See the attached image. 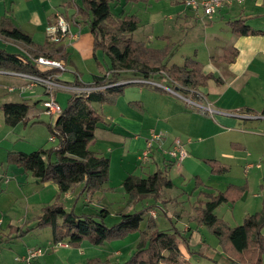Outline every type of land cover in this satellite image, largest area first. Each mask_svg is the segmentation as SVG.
<instances>
[{"label": "crops", "instance_id": "obj_1", "mask_svg": "<svg viewBox=\"0 0 264 264\" xmlns=\"http://www.w3.org/2000/svg\"><path fill=\"white\" fill-rule=\"evenodd\" d=\"M7 1L9 2V5L7 4ZM21 1L24 4H28V6L22 8L16 6L13 7L14 2L15 4H21ZM32 1L34 0H0V21H4L5 25L11 24L23 31L31 38L32 42L35 45L42 46L47 53L52 52L58 47L63 48L62 51L65 52V55L59 61L65 65L66 70L64 72H68L69 75L66 76L65 73H58L59 79L67 84L74 83L77 78H79V80L81 81V73L78 71L77 65L74 64L71 59L70 50H73L76 53H85L83 54V56H88L93 51L94 53L92 54V56L94 55L95 58V52L100 51H94V36L91 31L90 33H83L82 26L84 23H82L80 20L77 21V19H74L78 7L81 5V2L79 3V5L75 6V10L71 12V16L69 17L67 11L62 12L61 10L57 9L60 0H46L45 2L40 1L43 5H47L50 11L44 14L43 12L41 14H38L35 11L31 10V8L33 7L31 5ZM73 1L74 0H69L68 3H73ZM172 1L174 3L184 4L183 0ZM235 2H237V4L232 3L231 5H225L215 11L220 15V17L222 14L225 15V17L222 18L226 19L225 23L229 31L228 42L222 47H216V49H214V54L210 55L209 60L206 62L196 59L195 55L189 56L193 57L197 62H199V64L201 65V72L205 76H210L209 80H212L216 85H224L225 82H227L228 84L225 89L224 87L214 86L212 87V92H210V88L208 87V80L206 86L197 88L198 92L204 95V99L202 100V102H199L200 104L211 105V103H213L211 105L212 108H214L213 105H216V107L214 108V110H216V113H214V116L211 117L214 118V124L211 123V118L205 116L206 114L192 109L188 105L186 97H177L167 93L163 88L156 89L149 85L134 83L126 84L122 88V94L114 101L113 104H106V108L101 107V111L103 112V115L105 117V123L100 124L95 130L94 139L90 143L92 146L90 147V149L109 159V182L106 186L108 187L109 185L108 190L109 188H111L110 185L112 183L114 175H117V180L119 179V182L122 183L127 175H138L139 171L142 172L140 174V176L142 177H145L156 171H167L166 174L168 176V173L171 170V166H173L174 164L180 166V163H182L183 166L181 165L182 168L180 171H183V168L188 162V154L181 162L176 163L174 159H170L167 156L165 151L172 148L175 140H178L184 146V148L185 146L191 145L192 141L194 140L200 141L201 132L206 129L205 127L210 128L214 126V130L217 128L219 130H223L222 128L226 127L227 129L234 130L235 132H237V134L251 132L252 135L255 136H264V132H261V130H244V127L238 128L237 124H239V121H236V118H253L252 115H260L257 119L264 121V115L261 114L264 108L258 110L253 106H242L243 101H240V103L237 104L232 103L233 100L238 101V98L248 95V92L246 91L247 87H249V89H254V86L258 88V91L257 89H254L256 90V96H261L262 100H264V20L256 21L255 23L248 21L251 17H262V19H264V12H262L264 11V0H241ZM186 8L190 9L189 7ZM56 13L61 14L68 22L70 37H64L60 43L54 44L47 40L45 28L47 25L54 21ZM200 13H197L198 16L200 15ZM123 15L135 14L127 13L123 9L120 16L122 17ZM238 20L243 21V25L248 27L250 30L257 31V33L250 35L234 34L231 30V23ZM0 37L2 36L0 35ZM3 39L5 41L15 43L11 40L5 38ZM15 44L20 48V52H14L15 54L27 58L30 57L29 55L32 51H30L29 49L31 48H28L21 43ZM225 56H228V58H226ZM166 64L168 66L174 65H169L168 59L166 60ZM37 67L43 69L41 66ZM109 68V66H105L104 70L102 66L97 63L96 58L94 60V64L89 69L91 71L89 73L91 81L95 76L105 75L108 72ZM2 75L16 76L17 78L20 77L15 73L13 74L10 72L0 71V84H2L3 80ZM132 78L142 77L131 71L122 72L120 75L121 81L129 80ZM22 79L23 81L19 80L20 82L17 83L19 86H22L26 83V80L24 78ZM159 79L163 80L165 84H163ZM150 80L160 83L165 87L174 88V84L169 79L164 78L160 75H156ZM35 88H33L31 91H25L22 94L16 95V99L10 98L6 100V102L24 101L25 103H27L29 105L27 120H29L30 117L38 116L41 113L47 115L44 110L36 109L38 103L43 107L42 102L46 98L44 88L42 86H37ZM210 95L213 96L210 97ZM208 96L212 99L210 100L211 103L207 98ZM225 97L230 99V102L226 103L227 100L224 99ZM6 102H2V104ZM237 107H240V109L245 108V112H242L240 114L246 113L243 115L248 116L230 115V113H228L233 112L230 110L238 109ZM250 114L251 116H249ZM22 123L24 122H21L16 126ZM26 123L27 121L24 124ZM53 123L54 120L52 121L51 126L53 125ZM255 126H257L256 128L259 127L257 123ZM150 130L162 133L163 139L160 144L157 142L153 144L148 161L144 164H141L139 158L142 150L145 148L146 141L149 138ZM212 134L216 133L214 132ZM2 142H4L3 139L0 140V145L2 144ZM251 144L252 142L250 141L249 144H244L243 146L238 143H233L232 146H235L234 148H236L234 152H237V154L243 157L246 155L251 156ZM24 151L26 150H23V148L21 147H6L3 150L4 156H1L0 158V166L2 167L5 162L8 163L7 157L9 154L17 152L26 153ZM223 155L225 156V158L230 159L234 157V155L229 153L222 154V156ZM245 161V163L248 162L247 159H245ZM217 162L225 167L227 169L226 172H228V164H225L224 162L223 164L220 161ZM8 164L14 165L15 168L21 171H17L9 166H6L4 170L2 169L0 171V249L3 245H9L12 242H15V240L16 242L19 240L20 242L21 240H24L25 244L22 243L23 248L21 249V253L25 255L28 249L37 247L51 248L53 245L51 229L36 228V224L37 219L41 214V209L44 206L50 204L58 195L59 191L57 185L52 182L40 183L29 174L25 173L21 168L17 167L15 164ZM162 167L163 169L161 170ZM254 167L255 166L252 164H246L243 170L247 174L248 170L253 169ZM113 168L115 170L114 174ZM255 168L259 169L260 166L257 165ZM10 170L14 175V178L12 177L13 180H8L5 176ZM121 183L119 185H121ZM76 189L80 190V195H85H82L83 203L86 205H90L89 208L92 210V196H88L87 194L82 192L81 184L77 185L71 191L59 196L60 201L63 203L66 210H70L69 206H67L68 202L71 203L73 200H75V205L73 204L74 206H72V211H74L75 206L78 204V199L81 196L75 194ZM111 191L109 190L107 192V195L111 194ZM113 192L115 193V191ZM165 201L166 200H162V202ZM13 204L19 209V211H22L23 216H19V218L9 216V220L4 222L5 217L8 216L9 212H11V207L13 206ZM17 204H19L20 207L17 206ZM156 205L157 201H155V203L153 204V209L148 211V215L150 217H154L157 224V212H155L154 210V207H156ZM99 206L100 205H96L95 209L93 210L99 211V209H104ZM122 209L123 208H121L120 211H123ZM94 211L92 212L93 214ZM152 212L155 213L154 216H152ZM116 216L119 217L117 213ZM190 216L191 213L190 215L181 213L180 216V219H184L187 222V225L184 228V232H190V238L180 237L181 240H179L180 242L178 248L182 254L181 259L183 261H189L191 256L186 247H191V241L198 243L197 246L200 244V248L202 247V252H207V250L211 249V251L209 250L208 252H211L212 256H214L215 254L223 255L222 249L218 245V243L217 245L214 244L215 248H211L210 244H208L198 236V234L202 233V231L204 232L205 227H197L195 223L190 220ZM190 223H193L194 227H191L189 225ZM133 234L135 237L132 238ZM130 236L132 239L128 240ZM138 238L139 234L130 233L122 239L105 242L101 245H92L85 241L82 242L79 247L69 246L48 249L44 254L31 259L29 262L17 259V257L14 259V261H12V256L10 254H8L7 257H3L0 254V264H87L91 260H100V262H108L109 264H121L128 260L134 252ZM62 242L67 243L66 241ZM203 242H206L207 246L203 245ZM109 246H111V248ZM128 250L129 253L126 260L116 263L111 261L112 258H121ZM130 251L132 252L130 253ZM207 257L209 258L210 256ZM228 260L229 261L227 262V264H231L229 258ZM216 264H218V261H216Z\"/></svg>", "mask_w": 264, "mask_h": 264}, {"label": "trees", "instance_id": "obj_2", "mask_svg": "<svg viewBox=\"0 0 264 264\" xmlns=\"http://www.w3.org/2000/svg\"><path fill=\"white\" fill-rule=\"evenodd\" d=\"M120 1L147 4L151 0H80L81 5L75 14L74 19L89 26L94 36V51L100 50L110 62L108 72L93 77L90 86L117 84L121 81V73L126 71L146 79L160 75L180 85V91L186 95L189 94L186 89L206 86L210 76L203 75L201 65L193 57L185 58L182 66H168L166 60L171 55L168 47L153 49L134 40L131 34L138 29L139 19L135 15L116 17L111 7ZM0 25L3 38L31 48V58L44 56L59 61L65 55L61 47L47 53L17 27L5 25L4 21H0ZM231 30L237 35L257 33L243 25L241 20L231 23ZM0 71L46 76L56 70L43 71L30 58L0 48ZM75 83L79 84L77 81ZM124 85L117 84L88 94L71 93L66 108L56 116L54 124L49 126L51 135L58 139V146L50 151L39 149L31 153H12L8 155L7 162L15 164L40 183L52 182L57 185L58 195L41 209L36 224V228L51 229L53 243L66 241L71 247H79L86 241L92 245H101L122 239L130 233H138L134 252L121 264H187V261H180L179 231L159 230L154 217L148 218L144 230L140 229L144 215L153 209V205L134 213H120L119 221L109 227L105 224L108 216L106 209H100L96 214L76 215L72 210H66L60 201L59 196L77 185H82L83 193L93 196L104 190L109 182V159L89 147L95 130L105 123L104 116L93 109V104H113L122 94ZM191 98L197 102L201 100L197 94H191ZM0 109L7 126L14 127L27 121L29 105L24 101L6 102L0 104ZM261 114L264 115V110ZM206 162L213 174L227 171L216 160ZM166 172L156 171L145 177L127 175L121 187L128 196V204H138L146 198L157 201L166 191L173 189V181ZM194 182L195 189H198V199L192 205L190 220L197 227L203 226L213 234L231 264H264V203L260 211L247 214L240 225L231 227L215 214V210L223 204H234L240 200L247 185L231 184L225 190L217 191L206 186L198 176L194 177ZM203 245L207 246L206 242ZM186 249L189 254L192 253L188 247ZM87 264L109 263L91 260Z\"/></svg>", "mask_w": 264, "mask_h": 264}, {"label": "rangeland", "instance_id": "obj_3", "mask_svg": "<svg viewBox=\"0 0 264 264\" xmlns=\"http://www.w3.org/2000/svg\"><path fill=\"white\" fill-rule=\"evenodd\" d=\"M40 1L45 2L46 0L32 1L31 5L33 7L31 10L38 14H41L42 12L43 14L47 13L49 11L48 6L43 5ZM68 1L69 0H60L57 9L61 10L62 12L67 11V14L70 17L71 12L75 10V6L79 5L80 1L74 0L73 3H68ZM233 3L237 4V2ZM7 4L9 5L8 1ZM14 6L22 8L28 6V4H24L22 1L21 4H15L14 2L13 7ZM186 7L187 6L185 4L174 3L172 0H152L151 2H148L147 5L142 2H137L135 4H124V2H120L118 4L112 5L111 10L116 17L121 15L123 9L127 13L135 14L139 19V27L131 34V37L134 40L144 42L147 46L153 49H163L168 47L171 54L168 58V64L180 66L183 64L185 58L194 55L196 56V59L202 60L204 62L208 61L209 56L214 54V49H216L218 46H224L228 42L229 38V31L225 23L226 19L222 18L225 17L224 14H222L220 17L217 12H214L211 16H206L199 9H187ZM198 12H201L202 14L200 13L198 16ZM261 20L264 19H262V17H251L248 21L255 23L256 21ZM82 32L90 33L89 26L83 24ZM0 48L13 53L20 52V48L15 43L5 41L2 37H0ZM70 53L72 61L77 65V69L81 73V81L85 85L92 83L91 77L89 75L91 71L89 69L94 64V60L96 58L97 63H99V65H101L104 70L105 66L110 67L109 60L100 51L95 52L96 58L94 55L92 56L94 53L93 51L88 56H83L85 53H76L73 50H70ZM61 73H65L66 76L69 75L68 72ZM2 77L3 85L0 84V104H2V102H6V100L10 98L16 99V95H19L18 88L20 87L17 83L23 81L22 78H17L16 76L2 75ZM159 80L165 84L163 80ZM227 85V82H225L224 85H216L212 80H209L208 82L210 92H212V87L214 86L224 87L225 89ZM9 87L16 88V90L14 92H8ZM254 87V89H257L258 91V88L256 86ZM254 89H249V87H247L246 91L248 92V95L238 98V101L233 100L232 103L237 104L240 103V101H243L242 106H253L256 109L261 110L264 108V100H262L261 96H256V90ZM27 91H31V89ZM178 93L181 95V98H191L189 94H183L181 91H178ZM54 94L57 103L62 107V109L66 108L71 92L68 90H56L54 91ZM212 96L213 95H210V97ZM210 97L208 96L207 98L211 103L210 100L212 99ZM224 99L227 100L226 103L230 102V99L227 97ZM190 100L192 101V99ZM202 100L203 99L201 98L199 102H202ZM197 101L193 100L192 102L197 105H202ZM212 104L213 103H211V105ZM107 105L93 104V109L103 115L101 107L106 108ZM188 105L192 109H195V111L206 114L205 116L209 118L214 116L212 113H206L201 111L200 108L190 104ZM213 107L215 108L216 105H213ZM237 108L238 109L230 110L233 112L228 113H230V115L239 116H244L243 114H246H240L245 112V108ZM36 109L44 110L43 107L39 105V103L37 104ZM249 116H251V114ZM252 116L253 118L250 119L236 118V121H239V124H237L238 128L244 127V130L257 129L261 130V132H264V121L257 119L260 115ZM213 119L214 118H211L212 124H214ZM53 120L55 122L56 116H47L41 113L38 116L30 117L26 124L22 123L16 127H10L4 123L3 112L0 109V140H4V142H2L0 145V158L1 156H4L3 150L6 147H21L23 150H26L24 151L26 153H31L39 149L49 151L52 149L54 150L58 146V139L56 138L53 141L50 139L52 135L49 130V126L52 124ZM256 123L259 126L258 128L255 126ZM213 127L214 126L210 128L205 127L206 129L201 132L200 141L194 140L192 141L191 145L185 146V150L188 154V162L186 166L184 164L185 167L183 168V171H180L183 166L182 163H180V166L177 164L171 166L168 176L173 181L174 188L172 190L166 191L162 198L157 200V205L154 207L155 212H157L156 221L158 224V229L168 231L170 230V232L179 231L181 238H190V232H184L187 222L184 219H180V216L181 213L190 215L191 207L198 199V189H195L194 182L195 176L200 177L206 186L220 191L224 190L229 184L241 186H244L245 184L247 185V189L243 193L240 200L234 204H223L215 210V214L222 218L230 226L234 227L240 225L243 222V218L246 214H252L259 211L261 204L264 203V136H255L252 135L251 132L237 134V132L234 130L227 129L226 127H223V130H219L218 128L214 130ZM214 132L216 134H212ZM250 141L252 142L251 156L246 155L241 157L239 154H237V152H234L236 148H234L235 146H232L233 143H238L243 146L244 144H249ZM89 147H92L91 144ZM226 153L232 154L234 157L230 159L225 158L224 155L222 156V154ZM244 158L247 159V163H245L246 161ZM205 160H217L221 163L224 162L225 164H228V172L224 174H213L211 172L210 165ZM246 164H252L255 167L259 165L260 168L257 169L254 167L253 169L248 170L246 174L243 170ZM6 166L12 167L17 171H21L15 168L14 165H10L6 162L2 165V167L0 166V171L2 169L4 170ZM162 169L163 167L161 170ZM114 173L115 170L113 168V174ZM141 173L142 172L139 171L138 175ZM5 176L8 180H13L14 178L11 170ZM120 183L121 182H119V179L117 180V175H114L110 185L112 189L114 188L112 191L110 190L111 194L107 195V192L109 191V185L108 187H106V185L104 190L93 194L91 199V207L93 209H95L96 205H100L102 208L108 210V216L106 217L105 224L109 227L119 221V217L116 216V213L118 216L123 212L134 213L143 210L144 208H148L155 203L152 198H146L138 204H128V196L124 193L121 185H119ZM113 191H115V193ZM79 192L80 190L76 189L75 194L81 197L78 199V204L75 206L73 212L76 215H80L82 213H92L94 210L92 209V211L89 208L90 205L83 203L82 197L85 195L82 194V196L79 194ZM162 200L166 201L162 202ZM73 204L75 205V200H73L71 203H67V206H69L70 210H72V206H74ZM17 206L20 207L19 204H17ZM121 208H123V211H120ZM11 209V212H9L8 216L5 217L4 222L9 220V216L14 218L23 216L22 211H19V209L15 207L14 204ZM96 212L98 211H94V214H96ZM149 217L150 216L148 213L144 215L142 219L143 221L140 224L141 230L145 229L146 221ZM189 225L194 227L193 223H190ZM198 236L210 244L211 248H215V245H217L216 238L206 228L204 229V232L202 231V233L198 234ZM133 237H135L134 234L132 235V238ZM180 237H178L179 240H181ZM132 238L130 236L128 240ZM22 243L25 244L24 240H21V242L20 240L17 242L15 240V242H12L9 245H3L0 249V254L3 257H7L8 254H10L12 256V261H14L16 257H24L25 254L21 253V249L23 248ZM197 244L198 243L191 241V247L189 248L192 253L190 254L191 257L187 264H216V261H218V264H227L229 261L228 257L224 254H215L212 256L211 252H208L209 250L211 251V249L207 250V252H202L200 249V244L198 246ZM109 247L111 248V246ZM42 248L44 253L46 250L50 249L48 247ZM131 252L132 251H130V253ZM128 253L129 250L121 258H112L111 261L115 263L124 261L128 258ZM206 255L210 257L208 258ZM180 261H183L181 257Z\"/></svg>", "mask_w": 264, "mask_h": 264}, {"label": "built area", "instance_id": "obj_4", "mask_svg": "<svg viewBox=\"0 0 264 264\" xmlns=\"http://www.w3.org/2000/svg\"><path fill=\"white\" fill-rule=\"evenodd\" d=\"M235 1H241V0H183L184 4L187 7L196 10L200 9L203 12V14L206 16H211L217 9L222 8L225 5H231ZM45 33L47 36V40L49 42L54 44L60 43L64 37L67 36L70 37L69 24L61 14L56 13L54 21L46 26ZM29 58L36 66H41L43 68L42 69L43 71L44 70H56V71L53 73H49L46 76L15 73L16 75L26 80V83L18 88V92L19 94H22L27 90L30 89L32 90L37 86H42L44 88V92L46 95V98L42 102V105L44 108V112L50 116H54V115L58 116L63 110L55 99L54 91L56 90H68L71 93L88 94L92 91L109 88L117 84L134 83L141 85H149L157 88H163L165 91L169 92L170 94L175 95L177 97H181V95L178 93V91H180V89L182 88L180 85L174 84V88H168L161 85L160 83L154 82L146 78H132L129 80L120 81L119 83L114 85L109 84L98 87L84 85L79 80V78L76 79V81L79 82V84L75 82L72 84H67L59 79L58 73L64 72L66 70L65 65L62 62L44 56H38L34 58L29 57ZM15 90L16 88H12V87L8 88V92H14ZM186 90L188 91L190 96L191 94H197L202 99H204V95L198 92L197 89H186ZM190 99H191L190 97L186 99L188 104L200 108L201 111H205L212 114L216 113V110H214L211 107V105L209 104L197 105L192 102L193 100L191 101ZM244 116H248V115H244ZM54 139H55V135H52L51 140ZM162 139H163L162 133L156 132L154 130L149 131V138L147 139L145 148L142 150V153L139 158L141 164H144L148 161L153 144L155 142L160 144ZM165 153L170 159H174L176 163L181 162L187 156L184 146L178 140H175L172 148L166 150ZM154 214L155 213L152 212V216H154ZM60 247H69V245L67 243H62V242L53 243L50 249H55ZM42 254H44L43 248L37 247L33 249H28L24 257L17 259L29 262L31 259L39 257Z\"/></svg>", "mask_w": 264, "mask_h": 264}]
</instances>
